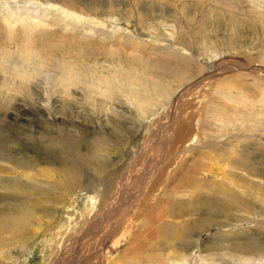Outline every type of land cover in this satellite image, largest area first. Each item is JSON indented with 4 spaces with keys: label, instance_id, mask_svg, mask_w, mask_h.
<instances>
[{
    "label": "rangeland",
    "instance_id": "374dc122",
    "mask_svg": "<svg viewBox=\"0 0 264 264\" xmlns=\"http://www.w3.org/2000/svg\"><path fill=\"white\" fill-rule=\"evenodd\" d=\"M36 53L43 75L58 76L71 65L76 75L89 71L125 84L112 87L111 99L95 95L83 103L81 88L65 94L41 76L19 81L14 65H31L29 56ZM130 75L145 83L130 82ZM132 84L150 89L153 105L141 110L129 103ZM45 119L49 122L41 125ZM71 123L78 135L89 134L88 144L98 147L99 158L110 165L94 173L87 168L94 154L80 145L71 147L67 166L38 160L25 170L28 175L17 176L20 182L35 180L37 191L28 197L36 211L22 212L25 219L15 231L0 229L6 236L0 241L1 264H264V186L243 194L252 208L248 202L242 209L235 205L229 208L232 218L218 217L229 223L210 228L200 227L209 224L200 223L205 212L181 218L175 211L158 212L169 196L183 203L199 196L213 206L220 202L208 188L192 190L179 182L188 176L190 162L199 165L198 177L211 175L205 166L229 170L233 164L225 159L231 150L219 159L220 151L234 147L250 151L251 164L264 168V0H0V136L13 133L22 141L6 152L25 164L26 155L36 154L23 148L25 137L36 140L48 129L67 140ZM185 158L188 164L176 171ZM161 162L171 166L159 184ZM0 164L9 170L16 165ZM114 167L123 175L130 170L125 176L131 180L123 185L120 179L102 196L99 190L109 185L102 177ZM10 174L0 172V202L10 194L7 186L18 181ZM91 177L98 190L86 193L82 188ZM76 181L81 187L74 190ZM124 214L129 216L125 223ZM153 219L163 221L161 231ZM194 220L199 225L192 226ZM119 224L128 231H118L116 249H111L114 242L102 248ZM185 225L193 230L188 238L179 233ZM143 227L148 231L133 247L145 244L140 252L145 258L136 260L128 242ZM166 228L178 230L171 245L174 238L163 235ZM159 243L164 247L153 250Z\"/></svg>",
    "mask_w": 264,
    "mask_h": 264
},
{
    "label": "bare ground",
    "instance_id": "6f19581e",
    "mask_svg": "<svg viewBox=\"0 0 264 264\" xmlns=\"http://www.w3.org/2000/svg\"><path fill=\"white\" fill-rule=\"evenodd\" d=\"M41 59H42L41 55L39 56L36 53L34 56H29V60L32 61L31 65L19 66L17 64L15 66L14 65L15 63H14L13 64L14 68L12 70H14V73L17 76V78L19 79V81H21L23 78H28V79L32 80V79H35V78L41 76L45 81H48L47 83L55 82L58 86H61L63 88V92L65 94H71V92H73L75 88H79V89L81 88L85 92V96H83V99H82L83 103H85L84 101L86 100V98L92 99L95 95H99V96L103 95V96H106L109 99H111L113 96V92H114V91H112V87L116 86V89L118 90L121 87L120 84H123V83L125 84V82H123L120 78L111 79V78H108L109 76L108 77H106L104 75L99 76L97 74H92L89 71L88 72L85 71V73H81V75H76L74 73L75 72L74 66H71V65L68 67L66 66V70L62 74H59L58 76L53 75V77H52L50 75H45V74L43 75L42 70L39 67H37V63ZM62 64H63V62H60V61L58 62V65L60 68H61ZM8 73H9V71H8ZM12 78H14V76H12ZM128 80H130V82L136 81L137 78L130 75L128 77ZM138 80L145 83V81H143L141 78H138ZM140 81H138V82H140ZM15 82L16 81L14 80V83ZM138 82H137V84H138ZM132 85H134V84H132ZM135 85L127 87V93L130 95L128 98H126L127 101L129 103H131L132 105H137V107L141 110L144 107L148 109L149 106L153 105L151 103H152V101H154L155 96L152 94V91L150 89H143V88H140L139 86H135ZM122 95H123V93H122ZM125 96H126V94H125ZM138 97H139V99H138ZM101 100H102V98H101ZM120 101L121 100L119 99V102ZM121 103H123V102H121ZM48 122L49 121L45 119L44 122L41 123V125H45ZM60 123H61V125H64L62 121ZM74 125H75V127H77L75 123H71V127L68 128V135H67L68 139L67 140L66 139L63 140L62 138L60 139L59 136L55 135L56 133L53 130L47 131L48 126L46 127L47 130H42L43 134H41V136L36 140L35 139L31 140L30 138L25 137V146L26 147H23V148L31 149L33 155H34V151L36 153L32 157H28L26 155L24 157V161L27 159L28 160L25 162V164L22 161L20 162V160H19V163L16 162L15 158L10 157V155L5 150L7 147L14 146V145L21 147L22 146L21 139L20 140L17 139L14 135H12L13 133L7 134V135L5 134L4 136H0V161H6L8 163L14 162L16 164L13 167V170H9L8 168H6V166H2V164H0V172H2V170L10 171V173H11L10 175H12L13 173H16L17 175L14 174L15 179L18 180L16 183L11 185L10 189H8V186H7V190L10 191V194L4 193L2 195L3 199L0 202V229L9 228L12 231H15L16 228H18L19 226L22 225V222L25 219V217L22 216V212L28 213V212L36 211V208L32 207V204H34V206H35L36 203L33 200H31V198L28 197L30 194L34 195L37 191L36 186L33 184V183H35V180L33 178H30L29 181L31 183L29 184L25 181L20 182V180H19V178H17V176L28 175L29 171H25V170H28V169H30L31 166L37 164L38 160L62 163L63 166H67L73 160L70 157L71 147L72 146L78 147L80 145H83V146H87V149H90V153L94 154L87 159V163H88L87 168L94 171V173L98 172V171L107 170L108 165H110V164L108 162L104 161L102 158H99L100 156H99V148L98 147H95L93 145L88 144V140H87L88 137L87 136L89 134L85 133L86 131L84 130L85 132H82L84 135H80V134L78 135V132L74 131V129L77 130V128L72 127ZM66 127H68V126H66ZM174 137H175L176 141H178V142L182 138V136L180 135V128L175 133ZM50 143H52L51 145H55V147L51 146ZM160 151H162V150H160ZM228 151H230L231 157H229L230 159H228V160L225 159V161L227 163L233 164V165H230L229 170H225L224 168L219 167V166H216V167L205 166V172L207 171L211 175L198 177L199 165L197 163H194L195 161H193V162L189 163L188 170L190 169L189 170L190 172H186V173H188V176L186 174L185 178L179 180V182L182 185H185L187 183V188H191V189L194 188L198 191H202L204 189L207 190V188H208V191H212L216 195V196H214V199L220 201L216 206L210 205L204 200L200 201V199H202L203 196H199V198H194V199L188 201L187 203H183L182 201H180L176 197L169 196L168 202L170 203V207H171V205H172V207L171 208H165L167 205L169 206L168 202H164V204L160 203V207H159L158 212H162L164 214H170L172 212L174 213V211H175V216H180V218H181V216H184V215L185 216L186 215L192 216L193 213L205 212V214H207V216L204 218H201V220L200 219L199 220L201 221L200 223H203V222L208 223L209 222V224L200 225L201 228L202 227L205 228L206 226L208 227V225L213 226V225H221L223 223H229V221H226V222L220 221L218 219V217L221 214H225V215L229 216V219L232 218V215L230 213L229 208L234 207L235 205H238V206H240L239 208L242 209L243 204L248 202L243 198L244 197L243 194L245 193L246 195H252L250 188L253 191H256L257 189L264 186L262 181L257 180L258 178L264 179V168H260L254 164H251L252 158H250V156L247 155L248 153H250V151H247L244 149L242 151H237L234 147H230L229 150L222 149L220 151L222 153H221V156L219 159H221V157L224 155V153H227ZM26 153H28V152H26ZM185 160L187 162L182 161V160L180 161V166L176 171L183 169L186 166V163L188 164V160L186 158H185ZM167 163L165 164V166H163V163L159 164L160 165L159 169L161 170V176H159L160 178H155L156 183L159 182V184H160L161 178L163 177L162 174H164L166 172L167 168H169L171 166L170 163H168V164ZM21 165L23 166L24 169H18V167L21 168L20 167ZM187 167H188V165H187ZM159 169H157V170H159ZM18 170H22L23 172L18 171ZM185 170L187 171V169H185ZM128 172H130V170L126 171L125 174L126 173L128 174ZM173 172L175 173V171H173ZM238 173H243V175H240ZM125 174L124 175L121 174L120 170L117 169V167L112 168L111 172L108 175L102 177V179L104 181L108 182L109 185L107 186V188L105 187L104 190H99L101 195L102 196H108V192L111 190V188H113V185L117 184V181H119L120 179L123 181V185L125 182H129L128 180H131V179L127 175L125 176ZM149 174H150L149 172L146 173V175H148V176H149ZM153 176L154 175H152V177ZM171 176H172V174H171ZM170 179H172V178H170ZM85 182H86V188H82V190L86 191V193H93V192H96L98 190V187L95 185V181L93 180L92 177L87 178V180ZM156 186L158 188L159 185H156ZM78 187H81L80 182L79 181L74 182L72 185V188L74 190H76ZM155 187H154V189H155ZM109 188H110V190H109ZM166 190L167 189H165V191ZM171 190H172V188L170 189V192H171ZM124 191H125V188H124ZM139 192H141V191H139ZM139 192H138V194H135V195L131 192L130 195L131 196H138L140 194ZM194 192H197V191H194ZM165 193L167 194V192H165ZM157 197H159V196H157ZM147 198H151V197H147ZM197 201L200 203V206H197V205L194 206L195 203H198ZM30 202H33V203H30ZM160 202L163 203V201H160ZM119 203H120L119 205H121L120 206V208H121L123 206V200L120 199ZM252 203L253 202H248L247 206L249 208H252ZM158 204H159V202H158ZM116 205L117 204H115L114 206H116ZM119 205H117V206H119ZM256 208H259V207H256ZM109 210H111V208H109ZM238 210H240V209H238ZM234 211H236V210H234ZM111 212H113V211H111ZM150 213H152V212H150ZM110 215L111 214H108V212H107V213H105L104 216L107 220H109ZM125 215L126 214L123 215L124 223H125V220H127V218H129V216L125 217ZM237 216L235 215L233 217H237ZM186 220H187L186 218H183V219H181V222L187 223V222H185ZM153 221L157 223V230L161 231L162 226H163V221L157 220V219H153ZM126 222H128V221H126ZM193 225L197 226V225H199V222H197V224H196V221L194 220L192 226ZM174 226H176V225H174ZM112 227H115V229L113 230L112 228H110L111 230H113L112 235L110 234L108 239H106V238L104 239L102 248H107L108 246H110L111 242H114L113 245L111 244V249L115 250L116 246H118V244L120 243V240H121L120 238H119L120 240H118V241H117V239L116 240L114 239V237L117 236L118 231L122 230V232H123L125 230L123 233L124 235H125V232L128 231V228L124 224L123 225L119 224L117 226H112ZM145 227H148V226L145 225ZM145 227H143V229L141 228V230H138L140 232L139 235H137V234L135 235V233H134L132 238L128 242L129 247L127 248V251H130L132 253L134 252L135 254H137L138 257L136 260H141L142 258H145V256H143V254L140 253V252L144 251V248H145L144 245L145 244L144 245L143 244L137 245V248L133 247V246H135V242H137V240H140L141 237H145L146 231H148V228H145ZM190 227L191 226L185 225L183 228L181 227L182 229L180 228L179 233L181 234V237H183L185 235L188 238V236L191 234V231H193ZM201 228H199V229H201ZM208 228H210V227H208ZM168 230L170 232H168ZM201 230H203V229H201ZM177 231L178 230H176L174 228L173 229L172 228H166L163 232V235L170 236V237L174 238V233H176ZM151 234H152V232H151ZM178 235L179 234H177V236ZM5 237L3 235L0 236V241L2 242V240H5ZM110 239H112V240H110ZM171 241H172V239H171ZM174 241H175V238L169 244L170 245L173 244ZM162 247H164V246H160V243H159L158 246H155L153 248V250L158 251V250L162 249ZM249 249H251V248H248V251H250ZM254 249H257V246H254ZM258 251H259V249H258ZM251 252H252V250H251ZM114 260L115 259H112L111 261L113 262ZM149 263H153V262H149Z\"/></svg>",
    "mask_w": 264,
    "mask_h": 264
}]
</instances>
